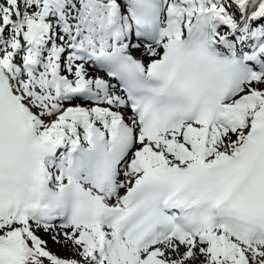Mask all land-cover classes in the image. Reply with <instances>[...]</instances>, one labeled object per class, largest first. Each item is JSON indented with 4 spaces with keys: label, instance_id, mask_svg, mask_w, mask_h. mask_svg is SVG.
Masks as SVG:
<instances>
[{
    "label": "snow or ice",
    "instance_id": "snow-or-ice-1",
    "mask_svg": "<svg viewBox=\"0 0 264 264\" xmlns=\"http://www.w3.org/2000/svg\"><path fill=\"white\" fill-rule=\"evenodd\" d=\"M0 264H264V0H0Z\"/></svg>",
    "mask_w": 264,
    "mask_h": 264
},
{
    "label": "bare ground",
    "instance_id": "bare-ground-1",
    "mask_svg": "<svg viewBox=\"0 0 264 264\" xmlns=\"http://www.w3.org/2000/svg\"><path fill=\"white\" fill-rule=\"evenodd\" d=\"M49 246L54 250V251H56V252H58V250L59 251H64V248H61L59 245H55V244H50V242H49ZM65 252H66V249H65Z\"/></svg>",
    "mask_w": 264,
    "mask_h": 264
},
{
    "label": "rangeland",
    "instance_id": "rangeland-1",
    "mask_svg": "<svg viewBox=\"0 0 264 264\" xmlns=\"http://www.w3.org/2000/svg\"><path fill=\"white\" fill-rule=\"evenodd\" d=\"M47 238V237H46ZM50 242V244H52V242L51 241H49ZM58 252L61 254V255H68V254H70V253H68V251L66 250V252H65V249H64V251L62 252V251H59L58 250Z\"/></svg>",
    "mask_w": 264,
    "mask_h": 264
}]
</instances>
